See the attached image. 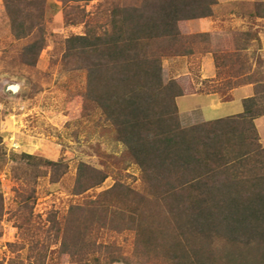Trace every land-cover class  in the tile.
Returning <instances> with one entry per match:
<instances>
[{"label":"trees","instance_id":"16d2710c","mask_svg":"<svg viewBox=\"0 0 264 264\" xmlns=\"http://www.w3.org/2000/svg\"><path fill=\"white\" fill-rule=\"evenodd\" d=\"M56 1L86 28L65 40L62 58L66 72L86 74L82 118L108 125L105 135L124 147L108 160L137 166L142 187L118 181L63 218L51 217L54 253L73 264H264V148L255 123L264 98L244 100L242 114L183 127L177 100L185 88L164 79L166 60L214 51L210 34L185 31L215 17L218 0H108L95 13L85 9L95 0ZM5 2L13 37L26 42L20 63L35 67L47 46V0ZM1 145L0 135L3 163ZM10 158L30 179L56 183L68 172L38 156ZM109 176L80 163L73 195L102 187ZM3 210L0 194V217ZM103 231L133 234V248L100 243Z\"/></svg>","mask_w":264,"mask_h":264},{"label":"rangeland","instance_id":"374dc122","mask_svg":"<svg viewBox=\"0 0 264 264\" xmlns=\"http://www.w3.org/2000/svg\"><path fill=\"white\" fill-rule=\"evenodd\" d=\"M106 1L95 0L85 5V9L87 13H95ZM5 3L0 0V135L6 153V161L0 163V194L4 205L0 217V264L10 261L73 264L69 257L54 253V239L47 234L51 217L63 218L72 206L95 198L118 181L140 189L141 172L135 165L128 164L125 168L108 160L109 155L120 157L124 147L105 135L103 130L108 125L99 116L82 118L79 93L87 84L86 74L66 72L62 66L65 40L84 35L85 24H72L56 0H47L44 23L47 46L38 64L27 67L19 58L26 42L13 37ZM202 22L200 33H192L209 35L202 33L208 31L215 37L219 70L218 83L212 85L213 89L219 90L226 101L233 98L231 90L252 85L253 97L264 98V0H218L216 16ZM233 40H238V45H232ZM201 57L166 60L165 81L175 79V65L183 68L194 62L192 59L196 63ZM10 86H19V91L8 90ZM206 113L217 118L224 115L221 111L211 114L209 109ZM257 120L264 148V117ZM13 154L60 162L67 165L68 172L56 183L50 176L30 179L10 160ZM80 163L107 170L110 176L102 187L75 196L72 190ZM98 240L105 245L115 243L128 252L134 246V236L127 232L103 231ZM44 253L47 256L40 261L38 257Z\"/></svg>","mask_w":264,"mask_h":264},{"label":"crops","instance_id":"0c3cea01","mask_svg":"<svg viewBox=\"0 0 264 264\" xmlns=\"http://www.w3.org/2000/svg\"><path fill=\"white\" fill-rule=\"evenodd\" d=\"M202 21L204 19L190 22L191 24H188L189 27L188 25L186 26V34H193L192 32L200 33L199 27L203 26ZM202 33L211 34L208 31ZM212 35L213 33L210 36L212 47L214 48L213 52L203 55L201 59H196V63L195 58H191L194 62L183 68L174 66L175 74H177L175 80L181 83L186 91L185 95L177 100L181 122L186 127L242 114L244 112V100L253 97L252 85L231 90L233 98L226 101L220 95L219 90L213 89L212 85L218 83L216 80L219 68L214 56L216 40L214 35ZM181 103H183V108H181ZM207 109L211 111V114L221 111L224 112V115L219 118L211 117L212 115H206Z\"/></svg>","mask_w":264,"mask_h":264},{"label":"water","instance_id":"95a60500","mask_svg":"<svg viewBox=\"0 0 264 264\" xmlns=\"http://www.w3.org/2000/svg\"><path fill=\"white\" fill-rule=\"evenodd\" d=\"M8 90H10V91L16 93V92L19 91V86H10V87L8 88Z\"/></svg>","mask_w":264,"mask_h":264}]
</instances>
